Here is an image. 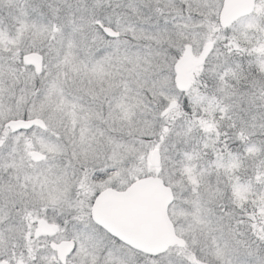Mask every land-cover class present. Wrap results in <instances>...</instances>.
Segmentation results:
<instances>
[{"label":"snow or ice","instance_id":"obj_1","mask_svg":"<svg viewBox=\"0 0 264 264\" xmlns=\"http://www.w3.org/2000/svg\"><path fill=\"white\" fill-rule=\"evenodd\" d=\"M0 264H264V0H0Z\"/></svg>","mask_w":264,"mask_h":264}]
</instances>
